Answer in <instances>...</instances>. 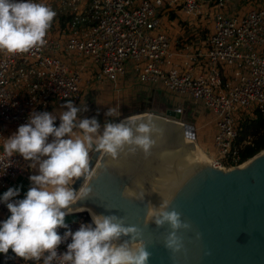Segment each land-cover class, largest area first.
I'll list each match as a JSON object with an SVG mask.
<instances>
[{"label": "built area", "instance_id": "obj_1", "mask_svg": "<svg viewBox=\"0 0 264 264\" xmlns=\"http://www.w3.org/2000/svg\"><path fill=\"white\" fill-rule=\"evenodd\" d=\"M37 2L56 5L46 45L25 53L0 51V191L19 178L31 183L34 175L19 154L4 156L5 139L33 111L68 100L82 104L89 73L94 87L105 85L118 97L139 83L199 103L213 115L211 163L226 170L246 163L242 151L252 138L238 142L241 122L264 114V0ZM171 12L212 21L203 48L183 63L174 52L172 27L179 20L169 19ZM9 215L0 207V222ZM16 263L40 264L23 258Z\"/></svg>", "mask_w": 264, "mask_h": 264}, {"label": "clouds", "instance_id": "obj_2", "mask_svg": "<svg viewBox=\"0 0 264 264\" xmlns=\"http://www.w3.org/2000/svg\"><path fill=\"white\" fill-rule=\"evenodd\" d=\"M56 15L50 5L36 0H0V51L16 54L39 50L47 43ZM62 107L67 110L59 116L33 111L27 123L5 139L4 156L10 160L19 154L38 174L29 177L31 187L23 199H16L18 187H10L0 196V203H5L10 213L0 222V254L7 255L11 249L17 257L40 264H148L150 253L140 228L127 225L123 217L72 206L91 195V182L98 175L99 166L90 167V154L116 159L127 148L130 153L140 150L147 156L159 130L150 116H128L118 123L109 120L102 127L95 117L81 118V108L71 100ZM87 110L84 106L83 112ZM105 116L119 118V106L110 107ZM57 118L59 126L55 124ZM184 135L190 137L191 132L186 130ZM81 177L83 183L75 190L72 185ZM145 194L140 183L126 196L122 193L137 201H143ZM170 203L171 198H162L158 207L149 203L145 222L169 226L163 242L175 254L184 248L178 233L190 231L192 226L175 209L169 210ZM77 209L89 211L91 223H82L78 230H68L63 236L58 234V228H68L66 216ZM69 238L67 250L58 253Z\"/></svg>", "mask_w": 264, "mask_h": 264}, {"label": "water", "instance_id": "obj_3", "mask_svg": "<svg viewBox=\"0 0 264 264\" xmlns=\"http://www.w3.org/2000/svg\"><path fill=\"white\" fill-rule=\"evenodd\" d=\"M149 116L159 130L150 154L125 148L112 159L92 153L90 167H99L91 195L72 207L116 215L136 225L150 253L148 264H264V150L240 167L216 168L198 159L196 143L189 142L196 140V128L185 122L180 109L131 117ZM186 130L190 137H185ZM82 183L83 177L72 187L78 190ZM137 183L144 184L143 201L122 195ZM162 198H171L169 210L175 209L192 226L178 233L184 248L175 254L163 242L169 226L145 222L148 204L158 207ZM0 207L8 211L5 203Z\"/></svg>", "mask_w": 264, "mask_h": 264}, {"label": "rangeland", "instance_id": "obj_4", "mask_svg": "<svg viewBox=\"0 0 264 264\" xmlns=\"http://www.w3.org/2000/svg\"><path fill=\"white\" fill-rule=\"evenodd\" d=\"M37 1L38 0H36V2ZM53 5L55 4H50V6L54 8ZM173 14H175V18L179 20V22L175 24V27H172V40L175 48L174 52L177 54L176 56L179 63H183L190 56L194 55L196 50L203 48L204 42L210 33V28H212V21H210L209 16L201 20V17L197 15L186 17L183 14L178 15L176 12H171L169 14V19H171ZM93 83L94 80L91 77L85 84L88 88L87 90L85 89V91H90L91 96L84 97L82 104L78 106L75 105L81 108V118L95 117L103 127V124L106 121L115 120V122L118 123L120 120H123L128 116L138 115L140 113H149L150 111L148 112V110L165 113L167 109H180L183 112V119L185 122L191 123L194 126L197 124L199 127H197L196 131L198 135L195 140L196 144L203 149L206 154L207 150H209V152L213 155L216 154V148L213 145V138L212 143L206 139V135H209L208 131L210 130V124H208V121L209 119H213V115L212 113L205 111L203 106H200V104H195L188 99L182 100V98L177 95L166 92L165 90L154 91V85H145L146 87L139 88L138 86L141 84L139 85L138 83L136 84L135 92L138 89H143L146 92L142 95L140 94L136 100L131 102L130 105H121L119 108L121 116L119 118L107 117L105 116V113L108 109L110 107L117 106L116 102L114 103L115 99H109V97H106V94L104 95V92L102 93L96 90L92 91L91 89H94ZM99 93H102V95ZM180 99L182 102H176L180 101ZM84 106L88 109L86 112H83ZM59 123L60 121L55 122L56 126H59ZM201 134L203 135V138L200 136ZM49 142H51V137L49 138ZM87 219H91L88 213L69 214L66 216V223H73L77 227H80L82 223L88 224Z\"/></svg>", "mask_w": 264, "mask_h": 264}, {"label": "trees", "instance_id": "obj_5", "mask_svg": "<svg viewBox=\"0 0 264 264\" xmlns=\"http://www.w3.org/2000/svg\"><path fill=\"white\" fill-rule=\"evenodd\" d=\"M176 16L173 14L171 16L172 19H174ZM62 21H65V17H62ZM249 138H252L251 143L247 145L243 151H242V158L244 161L249 160L250 158L254 157L258 153L264 150V114L260 111H257L255 113V117H246L243 119L240 125V136L238 139V142L246 141ZM82 214V213H79ZM88 223H91V219H87ZM68 228H58V234L61 236L64 235V233L68 230H71L72 232H75L79 229L75 224L73 223H67ZM69 240L65 243H70ZM20 258L17 257L11 249H9V252L7 255L0 254V264H17L16 259Z\"/></svg>", "mask_w": 264, "mask_h": 264}, {"label": "crops", "instance_id": "obj_6", "mask_svg": "<svg viewBox=\"0 0 264 264\" xmlns=\"http://www.w3.org/2000/svg\"><path fill=\"white\" fill-rule=\"evenodd\" d=\"M189 59V58H188ZM188 59H186L185 61H187ZM88 78H91L92 77V75H90V73L88 74ZM136 84H134L133 86H132V88H131V91H125L124 93H123V95H121V96H116L115 94H113V92L111 91V90H106L105 89V85H102V86H100L99 88L98 87H94L95 89L94 90H96V91H100V92H104V95L106 94V97H109V99L111 98H114L113 100H114V103L116 102V105L117 106H119V108L121 107V105H130L131 104V102L132 101H134V100H136L137 99V97L141 94H144L146 91L145 90H143V89H138L136 92H135V90H136ZM140 87H144V86H140ZM139 87V88H140ZM153 87H155V86H153ZM156 88V87H155ZM85 89L87 90L88 88H87V85L85 86ZM90 90V89H89ZM106 90V91H105ZM159 91H162L163 89H162V87H161V89H160V87H159V89H158ZM102 93H99L100 95H102ZM86 96H91V94H90V91H87V93L85 94V96L84 97H86ZM132 98V99H131ZM189 101H191V102H193V103H195L194 101H192V100H189ZM176 102H182V100L180 99V101H176ZM66 103H64V102H57V103H54V104H52L50 107H48V109L47 110H45V111H47V112H49V113H53L54 115H57V116H59L60 115V113H61V111L62 110H64V111H66L67 109L66 108H63L62 106L63 105H65ZM195 104H199V103H195ZM201 106V105H200ZM134 107V106H133ZM205 111H206V109H204ZM59 121V118H57V120L55 121V122H58ZM195 124V123H194ZM208 124H210V130L208 131L209 132V135H206V139H208L209 140V142H211L212 143V138H213V135H214V132H215V128H214V122H213V119L212 120H210L209 119V121H208ZM195 127H196V131H197V124H195ZM199 128V127H198ZM198 136V135H197ZM201 137L203 136L202 134L200 135ZM203 138V137H202ZM205 138V137H204ZM207 151H209V150H207ZM33 173H34V175H36V174H38V171H37V169H33ZM10 187H12V188H15V187H18V188H20V195L18 196V197H16V199H23L24 198V196H25V194H26V192L28 191V189L31 187V183H27V182H25L24 181V179H22V178H19V179H17L16 181H13L12 183H11V185L8 187V188H6V189H3V190H1L0 191V196H2L3 195V193L4 192H6ZM7 212H9V211H7ZM10 214V213H9Z\"/></svg>", "mask_w": 264, "mask_h": 264}, {"label": "bare ground", "instance_id": "obj_7", "mask_svg": "<svg viewBox=\"0 0 264 264\" xmlns=\"http://www.w3.org/2000/svg\"><path fill=\"white\" fill-rule=\"evenodd\" d=\"M189 142H195V141L189 140ZM196 146L198 148V153H197L198 159L200 161H203V162H211V158L203 151V149H201L197 144H196ZM79 211H81V210H78L77 212L76 211H73L71 214L80 213ZM85 211H87V210H85ZM87 212L89 214V211H87ZM89 216L91 218V215L90 214H89Z\"/></svg>", "mask_w": 264, "mask_h": 264}]
</instances>
